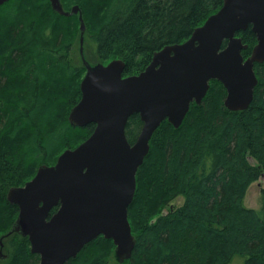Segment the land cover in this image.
I'll use <instances>...</instances> for the list:
<instances>
[{"label":"trees","instance_id":"1","mask_svg":"<svg viewBox=\"0 0 264 264\" xmlns=\"http://www.w3.org/2000/svg\"><path fill=\"white\" fill-rule=\"evenodd\" d=\"M62 2L66 10L80 5L86 27L95 25L97 58L123 59L127 76L144 70L155 51L185 41L224 0ZM80 30L79 14H60L50 0L0 6V264L40 262L28 236L10 232L19 207L8 200L9 189L32 179L40 165L54 164L95 128L69 118L86 68L71 58ZM237 35L250 56L258 41L252 26ZM255 71L258 84L247 109H228L227 90L213 79L178 128L164 120L156 129L128 211L137 243L125 264H264V204L261 210L243 204L251 183L264 179V62L255 63ZM142 125L139 114L130 117V142ZM180 195L183 203L163 212ZM109 245L113 240L99 235L66 264H122L111 262Z\"/></svg>","mask_w":264,"mask_h":264},{"label":"water","instance_id":"2","mask_svg":"<svg viewBox=\"0 0 264 264\" xmlns=\"http://www.w3.org/2000/svg\"><path fill=\"white\" fill-rule=\"evenodd\" d=\"M6 1L0 0V6ZM51 3L60 14H70L61 0ZM79 10L78 5L72 9ZM79 17L82 44L86 25L83 15ZM249 26L258 41L245 57L248 44L237 34ZM82 57V97L69 118L76 126L94 123V131L7 194L19 207L10 232L28 236L39 264H66L99 235L113 240L121 261L131 257L137 240L128 211L154 132L164 120L178 128L191 104H201L212 79L225 86L228 109L250 106L258 84L255 63L264 62V0H224L185 41L155 51L137 74L125 76L126 62L120 58L91 64L84 53ZM134 114L143 125L130 142L126 127Z\"/></svg>","mask_w":264,"mask_h":264},{"label":"rangeland","instance_id":"3","mask_svg":"<svg viewBox=\"0 0 264 264\" xmlns=\"http://www.w3.org/2000/svg\"><path fill=\"white\" fill-rule=\"evenodd\" d=\"M87 24H88V26L86 27L85 38H84V40H85L84 41V54H85L86 59L91 64H96V63H99L101 61L99 60V58H97V54L99 53L98 52V45H97L95 36L92 34V31L94 30L95 25H93L91 23L89 24V22ZM80 29H81V23H80ZM80 39H81V30L79 33V38L77 37V40H75V42L73 44V51L71 54V58L74 59L75 62L78 61L77 64H81V63L83 64L81 54H80V48H81ZM85 73H86V68H85ZM251 161L254 162L253 159H251ZM151 175H153V174L151 173ZM154 180H155V178L153 176L152 181H154ZM150 181H151V179L148 182H146V184H145L146 188H144L145 190L150 189V184H151ZM263 187H264V179L263 178L251 183L250 187L248 188V192L246 193V195L243 199V204L246 207L261 210V208L264 204V195L262 193ZM183 201H184V197L182 195H180L175 200H173L171 202V204L163 210V212H167L170 209V207L179 206L180 204L183 203ZM109 248L111 249V256H112L111 262L114 263L116 261H119L117 254H116L115 243L113 242V246L109 245ZM1 250L2 249L0 248V251ZM0 257H2V256L0 255ZM122 264H125V263L122 262Z\"/></svg>","mask_w":264,"mask_h":264},{"label":"bare ground","instance_id":"4","mask_svg":"<svg viewBox=\"0 0 264 264\" xmlns=\"http://www.w3.org/2000/svg\"><path fill=\"white\" fill-rule=\"evenodd\" d=\"M51 1V0H50ZM62 1V0H61ZM63 3V2H62ZM52 4V3H51ZM76 5H78L79 6V12L78 13H75V12H73L72 11V9H73V7L74 6H76ZM73 7H72V9L71 10H66L65 9V6H64V4H63V8L66 10V11H68V12H70V14H72V13H75V14H79V16H80V14H82L83 15V13H82V10H81V8H80V5L79 4H75ZM65 15V14H64ZM69 15V14H68ZM80 23H81V20H80ZM86 25V24H85ZM85 31H86V28H85ZM85 31H84V38H85ZM81 36H82V30H81ZM84 41L85 40H83V43L81 44V39H80V44H81V48H83V52L81 51V48H80V54H81V58H82V61H83V57H82V54L84 53ZM84 64V63H83ZM85 66V65H84ZM70 117V116H69ZM94 131V130H93ZM137 189V188H136ZM132 227V226H131ZM136 238V237H135ZM132 255H133V253H132ZM132 255H131V257H132ZM118 257V256H117ZM131 257L129 258V259H131ZM128 259V260H129ZM118 260L119 261H121L119 258H118ZM127 260H125V261H121V262H123V263H125ZM68 262V261H67Z\"/></svg>","mask_w":264,"mask_h":264}]
</instances>
